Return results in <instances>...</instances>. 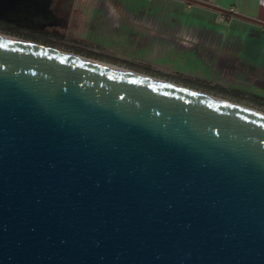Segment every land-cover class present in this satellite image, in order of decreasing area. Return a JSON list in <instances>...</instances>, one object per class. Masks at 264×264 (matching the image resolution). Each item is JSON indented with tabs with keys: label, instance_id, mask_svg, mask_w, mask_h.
<instances>
[{
	"label": "water",
	"instance_id": "water-1",
	"mask_svg": "<svg viewBox=\"0 0 264 264\" xmlns=\"http://www.w3.org/2000/svg\"><path fill=\"white\" fill-rule=\"evenodd\" d=\"M0 264H264V114L0 35Z\"/></svg>",
	"mask_w": 264,
	"mask_h": 264
},
{
	"label": "crops",
	"instance_id": "crops-1",
	"mask_svg": "<svg viewBox=\"0 0 264 264\" xmlns=\"http://www.w3.org/2000/svg\"><path fill=\"white\" fill-rule=\"evenodd\" d=\"M84 2L73 0L69 18ZM88 5L85 32L99 53H127L136 46L161 68L177 60V74L141 64L170 78L264 99L262 0H91Z\"/></svg>",
	"mask_w": 264,
	"mask_h": 264
},
{
	"label": "rangeland",
	"instance_id": "rangeland-1",
	"mask_svg": "<svg viewBox=\"0 0 264 264\" xmlns=\"http://www.w3.org/2000/svg\"><path fill=\"white\" fill-rule=\"evenodd\" d=\"M90 1L91 0H87L86 3L84 2L83 4H76L75 9L76 8L77 9L69 18L68 26L63 30H59V32H61L65 36V39L62 41L64 46L51 45V44L43 41L42 40L43 37L38 35L35 32H32L31 35L40 37V39L33 38V37L31 38V37L26 36L24 34H19V33H15V32L0 31V35L10 37V38L22 39V40L33 42V43H37V44H40V45H43V46H46V47H49V48H52L55 50H59V51L70 53V54H75V55L87 58V59L95 61V62L99 61V62H103V63L110 64V65L113 64V65H116V66L121 67V68L128 70V71H134V72H137L139 74L142 73L144 75H147V76H150L153 78H158L164 82H168V83L172 82L174 84H178L181 86L191 88L195 91L198 90V91H201L207 95L214 96V97H217V98H220L223 100H228V101H231V102L236 103L238 105H242V106H244L250 110H254V111L256 110V111L264 114V103L253 102L251 99H249L247 97H241L240 99H238V98L233 97L229 94L221 95V94H218V93L213 92V91L212 92L206 91V90H203L200 88L196 89V88L191 87L189 85H186L184 83L182 84L173 78H170V77L167 78V77H162V76H157V75L154 76L150 73H147L146 71L133 69V68H130L128 66H124L123 64L110 62V61L102 59V58H98V57L96 58L95 56H91V55L86 54L85 52L79 50V49H84V50H89V51H94V52H98V51L101 52L102 51V50H100V48L97 45H95L94 43H92L90 40L87 39V33L85 32L86 31V20H87V15H88L86 11H87V9H89L88 4H90ZM76 48H78V49H76ZM130 49L128 48L129 52H127V53L121 52L122 53L121 54V53H117V50H115V51L113 50V52H109L107 54L122 55L121 58H123L125 60L127 58V59H130V60L136 62L137 64H144L147 66H151L153 68L154 67L160 68V70H162L168 74L169 73H172V74L178 73V72H176V69L173 68V67H177L176 66L177 60L172 61L171 65H168L167 67L165 66V67L161 68L162 66L159 63L158 64L153 63V62H151V60H149V57H150L149 53H140L142 49H140V48L136 49V46L135 47L133 46ZM106 50H107V48H106ZM116 57H118V56H116Z\"/></svg>",
	"mask_w": 264,
	"mask_h": 264
},
{
	"label": "trees",
	"instance_id": "trees-1",
	"mask_svg": "<svg viewBox=\"0 0 264 264\" xmlns=\"http://www.w3.org/2000/svg\"><path fill=\"white\" fill-rule=\"evenodd\" d=\"M0 31H3V32H15V33H19V34H24L26 36H29V37H33V38H37V39H40V37H37V36H33L31 35L32 32H35L37 33L38 35L42 36V40L51 44V45H61V46H64V44L62 43V40L65 39V36L59 32V31H56L55 29L53 28H47V29H44L43 31H33V30H30V29H24V28H18V27H15L13 26L12 24L10 23H5L3 21H0ZM24 31V32H23ZM78 49V48H76ZM83 52H85L86 54H89L91 56H95L96 58H102V59H105V60H108L110 62H115V63H119V64H123L124 66H128L130 68H133V69H137V70H143V71H146L147 73H150L152 75H157V76H162V77H169L165 74H163L162 72L160 71H157V70H151L150 68L144 66V65H138L130 60H124V59H121V58H118V57H114V56H111V55H107V54H103V53H99V52H94V51H89V50H84V49H79ZM173 79L179 81L180 83H184L186 85H189L191 87H194V88H200V89H203V90H206V91H213V92H216L218 94H221V95H226V94H230L228 93V89L226 88H223V87H220V86H217V85H209V84H206V83H201L199 81H195V80H192V79H189V78H186V77H183V78H180V77H176V76H173L172 77ZM232 96L240 99L242 96H241V92L240 93H231ZM251 100L253 102H256V103H264V99L262 98H259L258 96L254 95L251 97Z\"/></svg>",
	"mask_w": 264,
	"mask_h": 264
},
{
	"label": "bare ground",
	"instance_id": "bare-ground-1",
	"mask_svg": "<svg viewBox=\"0 0 264 264\" xmlns=\"http://www.w3.org/2000/svg\"><path fill=\"white\" fill-rule=\"evenodd\" d=\"M99 62V61H98ZM99 63H101V64H103V65H105V66H108V67H111V68H115V69H117V70H121V71H126L125 69H123V68H121V67H118V66H116V65H110V64H106V63H103V62H99Z\"/></svg>",
	"mask_w": 264,
	"mask_h": 264
},
{
	"label": "built area",
	"instance_id": "built-area-1",
	"mask_svg": "<svg viewBox=\"0 0 264 264\" xmlns=\"http://www.w3.org/2000/svg\"><path fill=\"white\" fill-rule=\"evenodd\" d=\"M262 3L264 4V0H262ZM63 40H64V39H63ZM63 40H62V41H63Z\"/></svg>",
	"mask_w": 264,
	"mask_h": 264
}]
</instances>
